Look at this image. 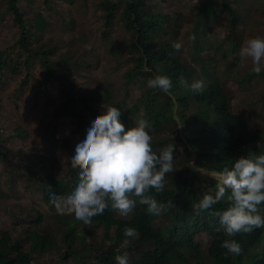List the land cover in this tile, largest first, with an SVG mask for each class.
<instances>
[{
    "label": "trees",
    "instance_id": "16d2710c",
    "mask_svg": "<svg viewBox=\"0 0 264 264\" xmlns=\"http://www.w3.org/2000/svg\"><path fill=\"white\" fill-rule=\"evenodd\" d=\"M126 1L121 13H118V2L100 1L105 28L102 37L108 38L107 32L112 31L118 22L124 25L128 35L134 36L133 41H128V37L126 43V48L133 54L130 58L113 48L115 56L112 55V59L117 62L125 61L129 68L135 66L125 74L126 87L133 81L142 82L141 78H145L146 82L157 72L171 78L170 92L177 100L185 136L199 152L197 164L200 166L220 170L225 166L230 167L238 156L264 153V136L258 140L250 139L246 122L233 112L232 105L236 95L232 90V76L223 78L225 69L220 72L224 64L226 69L234 68L236 60L240 57L238 51L241 47V37L237 26L241 19H245L243 14L239 13L229 0H222L223 8L230 14L229 35H225V45L217 47L216 56L213 57L210 52L215 36L207 26L209 17L217 19L218 9L214 5L215 0L203 1L196 15L194 28L187 35L188 39L183 36V39L190 42L192 49L191 58H186L182 55L184 46L180 50L172 47V43L182 37L185 25L182 15L176 18L162 13L151 14L146 11L145 0ZM19 2L20 0H9L7 7L14 15V23L20 29V38L11 47L13 50L18 48L17 59L13 60L7 56L0 62V71L9 72L15 77L23 74V66L27 70L18 93H22L29 84V70L31 65L38 61L44 76L41 90L45 89L47 84H53L61 90L64 98L55 111L56 122L70 118L77 128L75 131L82 132L90 114L97 113L101 106L103 109L113 105L122 109L120 119L126 126L139 117H146L152 122L153 148L165 146L170 141L160 138L165 131L171 132V126L178 128L173 116V100L169 94L147 86L138 101L127 107L123 101L112 102L108 80L102 78L91 93L94 94L93 101L88 98L81 99L79 94L84 93L78 77L86 62L74 49L65 52L52 40L47 39L45 42L48 24L44 15L37 13L36 24H31L19 8ZM48 2L49 0L46 1L47 5ZM193 36L195 38L190 39ZM88 66L93 68L92 65ZM146 67L152 71H145ZM181 76L189 82L202 79L206 87L200 93H195L180 85ZM83 103L87 115L86 110L81 109ZM97 103L100 104L98 110L93 107ZM20 132L18 129L17 133L21 134ZM4 137L0 133V143L5 140ZM174 138L175 149L183 144L185 151H188L187 145L178 135V130ZM3 159L4 154L0 149V161ZM43 162H49L51 169L57 164L54 157H44L41 160V163ZM69 166L72 168L70 180L73 182L77 166ZM17 173L18 169H14L11 175ZM203 175L207 180L215 182L211 176ZM27 176L34 182V178ZM41 180L50 188H44L46 202L53 211L50 226L45 232L31 227L24 228V240L9 230L0 229V264H35L36 256L49 252L58 254L54 264H115V255L125 250L128 252L129 264H264L262 228L248 233H237L231 237L240 243L241 252L238 255L225 254L226 249L221 247V242L229 237H226L222 229L217 231L220 225L218 218L212 213L226 208L231 203L228 192L226 191L225 197L209 210L195 211L192 205L210 185L201 182L186 169L176 174V177L166 184L163 192L153 191L158 200L172 202V206L161 214H148L143 205L137 204L127 215L122 216L118 210L111 207V201H108L109 206L104 213L94 216L92 223L87 226L76 220L71 210L58 213L51 202L50 195L53 192L66 191L71 186L70 181L59 179L54 174L41 177ZM30 224L39 226L40 220L30 221ZM126 226L137 230L136 238L124 237L123 229ZM90 227L95 231H91ZM92 232L100 236L98 241L91 243L89 236L93 235ZM200 237H206L209 244L204 246ZM125 239L127 244L123 243ZM25 241L28 242L27 245Z\"/></svg>",
    "mask_w": 264,
    "mask_h": 264
},
{
    "label": "rangeland",
    "instance_id": "374dc122",
    "mask_svg": "<svg viewBox=\"0 0 264 264\" xmlns=\"http://www.w3.org/2000/svg\"><path fill=\"white\" fill-rule=\"evenodd\" d=\"M8 1L0 0V62L7 56L13 60L17 59V52L11 47L20 38L19 27L14 23V15L8 11ZM20 0L19 8L24 13L26 20L36 24V14L44 15L48 29L45 32V42L52 40L57 43L61 51H77V55L86 62L82 66L81 75L78 81L84 94H79L81 99L88 98L93 101L95 87L102 78L108 80V88L111 91L112 102H124L130 107L138 101L147 88L145 78L142 82L133 81L126 87L125 74L134 67L129 68L125 61L117 62L112 59L115 50L123 56L130 58L131 54L126 48L128 41H133L134 36L126 33L122 23H116L112 31H108L109 37H102L104 33V17L100 10L101 0ZM119 3L118 13H121L126 0H112ZM205 0H145L146 11L151 14L162 13L168 17H184L182 37L178 39L184 46V57L191 58L192 49L188 39L190 31L194 28L196 15L199 12L201 3ZM231 5L239 10L245 17L241 19L238 29L243 41L253 36H264V0H229ZM261 4V6H260ZM214 5L218 9L217 19L209 17L208 29L212 30L215 36L214 44L210 55L216 56V48L225 45V35L230 28V14L223 8L222 0H215ZM241 11V12H240ZM238 29H236L238 31ZM213 36V37H214ZM113 55V56H112ZM234 57V55H233ZM188 58V59H189ZM232 72L236 73V80H233L232 90L235 101L232 109L247 124L248 137L258 140L264 136V77L254 78L250 83L240 84L238 80L245 79L247 72L251 70V59L244 57L236 60ZM88 65H92L90 68ZM133 65V63H131ZM224 66L220 68L223 72ZM23 74L17 77L9 72H1L2 83L0 84V133L5 140L0 143L4 159L0 161V229L9 230L20 239H25L24 228H34L37 231L45 232L51 223L53 211L46 202L44 185L41 177L54 174L59 179H68L72 184L71 167L66 160L68 152L72 148L75 137L82 132L75 131L77 128L70 118L54 120V114L59 105L64 101L61 90L53 84H47L41 90L44 80L43 71L35 61L29 70L31 79L22 93H18L21 82L27 70L22 68ZM251 103H255L252 106ZM99 103L94 108H99ZM85 109V103L81 109ZM96 110V111H97ZM88 120V119H87ZM160 138L170 140L166 145L174 143V135L178 128L170 127ZM20 129V133L17 130ZM174 133V134H173ZM53 134L56 136H53ZM188 138L183 141L188 147L185 151L183 144L178 145L174 151V170L165 176V186L186 169L203 181L211 185L215 182L209 181L198 170L203 168L196 163L195 148L187 144ZM189 141V140H188ZM251 141V140H250ZM165 145V146H166ZM164 146L154 147L159 150ZM47 157H54L57 164L51 169L50 163H41ZM18 169V173L11 175V172ZM205 169V168H204ZM206 170V169H205ZM69 172V174H68ZM209 172V171H208ZM34 178V182L26 175ZM38 181V182H37ZM173 185V184H171ZM176 186V185H174ZM169 187V185H168ZM57 210V209H56ZM64 210L57 212H63ZM163 217V216H161ZM40 220L39 226L30 224V221ZM160 221V218L158 219ZM91 231L95 229L90 227ZM93 233V232H92ZM100 233V230L98 231ZM90 235L91 243L98 241L100 235ZM97 235V236H96ZM94 237V239H93ZM204 246H207L205 237L199 238ZM27 245L28 242L25 241ZM35 264H54L58 254L49 252L36 256ZM67 264H74L68 262Z\"/></svg>",
    "mask_w": 264,
    "mask_h": 264
},
{
    "label": "clouds",
    "instance_id": "9594fccd",
    "mask_svg": "<svg viewBox=\"0 0 264 264\" xmlns=\"http://www.w3.org/2000/svg\"><path fill=\"white\" fill-rule=\"evenodd\" d=\"M182 46L179 40L172 43L176 50H180ZM238 55L241 58H250L252 63L247 77L238 80L240 84L264 77V36L257 35L243 41ZM224 69L223 78L232 76L236 80V73L232 72L234 68L226 69L225 66ZM144 70L152 71L148 67ZM146 83L149 88L159 89L171 96L178 135L183 141L184 123L178 112L177 100L170 92L171 78L157 72ZM179 83L195 93H200L206 87L202 79L189 82L183 76L179 77ZM251 104L254 106L255 103ZM121 112L120 107L109 105L103 109L101 106L97 113L89 115L82 133L74 138L66 157L70 165L77 166L76 177L66 191L53 192L50 195L51 202L58 211L71 210L74 218L85 226L92 223L94 216L104 213L109 206L108 201H111V207L122 216L127 215L137 204L143 205L145 211L152 215H159L172 206L171 201L158 200L153 191L163 192L165 176L174 170V143L154 150L152 122L146 117H139L126 126L120 119ZM186 142L195 148L197 163V148L192 142ZM200 167L203 168L198 170L211 176L215 185L198 177L201 182L209 184L210 188L203 192L192 207L198 212L209 210L228 192L231 203L212 214L218 218L220 227L217 231L222 229L226 237H229L221 242V247L226 249L225 254L238 255L241 245L231 237L237 233L252 232L257 228L264 230V153L238 156L230 167L225 166L220 170ZM123 235L125 238L134 239L138 232L134 227L126 226ZM127 242L125 239L123 243ZM114 260L115 264H129L128 252L125 250L115 255Z\"/></svg>",
    "mask_w": 264,
    "mask_h": 264
}]
</instances>
